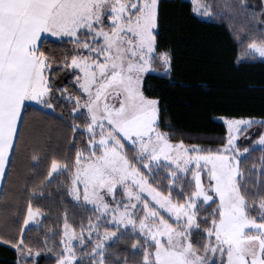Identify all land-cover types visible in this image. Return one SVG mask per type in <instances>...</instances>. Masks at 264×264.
I'll return each instance as SVG.
<instances>
[{
  "label": "snow or ice",
  "instance_id": "1",
  "mask_svg": "<svg viewBox=\"0 0 264 264\" xmlns=\"http://www.w3.org/2000/svg\"><path fill=\"white\" fill-rule=\"evenodd\" d=\"M191 2L198 14H220L206 0ZM225 7L250 24L247 31L259 20L264 37V19H259L264 4L259 16L246 0ZM158 19L159 0H0V177L11 170L19 148L25 105L54 109V101L63 99L75 104L74 118L84 115L87 120L83 127L73 122L68 148L76 145L78 131L87 143L76 147L71 163L67 153L63 161L54 156L42 184L70 173L68 195L98 215L89 217L78 233L65 214L55 264H112L106 259L109 242L129 228L140 237L132 244L134 252L142 249L139 264H264V155L259 165L240 167L257 145L264 152V132L249 147H238L241 129L264 124V118L225 119V142L215 150L186 145L183 139L173 142L174 131H161L159 100L141 87L143 74L157 58ZM49 36L71 43L70 60L67 51L56 61L42 50ZM247 50L264 58V38L252 39ZM158 59L169 67L167 52ZM54 68L76 73L69 83L78 95L57 85ZM41 160L34 151L33 167ZM158 176L166 177L167 184ZM174 192L182 199H174ZM43 215L29 200L21 237L0 236L16 250L17 264L29 259L37 264L42 250L25 243L23 233ZM85 232L91 250L78 253ZM43 243L48 244V234Z\"/></svg>",
  "mask_w": 264,
  "mask_h": 264
},
{
  "label": "trees",
  "instance_id": "2",
  "mask_svg": "<svg viewBox=\"0 0 264 264\" xmlns=\"http://www.w3.org/2000/svg\"><path fill=\"white\" fill-rule=\"evenodd\" d=\"M212 5L214 16L197 14L191 0H159V19L156 42L157 58L153 59V72L145 75L142 90L150 98H158L160 108L159 127L164 131H174L173 142L183 139L186 145L198 144L215 150L225 142L226 128L218 116L240 118H264V60L249 54L247 45L252 39L262 37L259 20L252 21L256 28L247 31L250 24L240 16H233L225 7L234 0H206ZM249 10L259 16L264 0H246ZM264 19V16H259ZM71 43L50 39L44 42L42 50L54 56L56 61L71 58ZM169 55V67L158 59L160 52ZM58 75L57 85L67 86L68 92L78 95L73 84L69 83L76 73H69L54 68ZM57 95H59L57 93ZM74 103L63 99L54 101V109L26 104L21 120L19 148L15 152L10 167L3 178L0 189V236L16 240L21 237L20 225L27 211V203L32 201L34 208H40L44 215L39 223L25 229L23 239L34 250L40 248L37 264H55L60 252V233L65 214L68 223L79 232L86 227L88 218L93 220L94 211L82 207L68 195L70 173L64 172L43 183L51 159L55 156L63 161L65 154L74 157L77 146L87 143L83 132H76V145H68L73 137L71 125L83 127L86 117H73L71 108ZM62 114V115H61ZM171 125V127H169ZM249 129V138L241 139L238 147L243 150L252 145L260 135L263 125L257 124ZM34 151H39L42 160L38 167L31 161ZM264 152L256 147L255 151L240 160V167L250 168L259 165ZM163 171V170H162ZM163 178L167 184V178ZM167 193L168 189H162ZM30 193H35L30 195ZM173 198L182 199L173 193ZM255 199H259L256 196ZM214 206V205H213ZM252 215H257L253 210ZM203 215V213H201ZM106 227L105 224L102 225ZM204 227V225H202ZM54 233V235L50 234ZM48 234V244L43 241ZM140 240L131 231L115 243H109L106 259L112 264H139L142 249L134 252L132 244ZM142 242V241H141ZM195 242V241H194ZM203 241H201V244ZM52 248V252L43 249ZM84 248L90 251L91 244ZM84 252V249L81 250ZM0 264H17V252L10 245L0 240ZM76 264V262L74 263ZM80 264H90L85 260Z\"/></svg>",
  "mask_w": 264,
  "mask_h": 264
},
{
  "label": "rangeland",
  "instance_id": "3",
  "mask_svg": "<svg viewBox=\"0 0 264 264\" xmlns=\"http://www.w3.org/2000/svg\"><path fill=\"white\" fill-rule=\"evenodd\" d=\"M193 7H194V5H193ZM197 14H198V13H197ZM201 14H202V13H201ZM199 15H200V14H199ZM58 39H59V38H58ZM256 57H259V56H256ZM259 58H261V57H259ZM261 59L264 60V58H261ZM164 68H165V67H164ZM153 70H154V69H153V67H152V65H151V67L149 68V70L143 74V79H142L141 87H142V84H143V80H144L145 75H146L147 73H149V72H153ZM38 107H40V106L38 105ZM48 110H51V109H48ZM227 118H232V117L218 116V117L216 118L218 121H221V122L224 124V126H225V128H226V131H227V126H226V124L224 123V120L227 119ZM262 125H263V129H262L261 132H264V124H262ZM251 129H253V128H251ZM160 130H161V131H164V130H162L161 128H160ZM249 133H250V132H249V129H243V128H242V129H241L240 137H239V139H238V142H243V141H241V139H245V137H248V138H249ZM258 137H259V136H258ZM258 137H257L255 140H257ZM248 138H247V139H248ZM247 139H246V140H247ZM255 140H254V141H255ZM256 147H259V146L257 145ZM70 183H71V180H70ZM116 195H117V197H120V196L122 195V191H118V192L116 193ZM72 199H73V198H72ZM81 199H82V196H81ZM174 199H175V198H174ZM73 200H74V199H73ZM74 201H75V200H74ZM75 202H76V201H75ZM89 208L93 210L92 206H89ZM93 211H94V210H93ZM141 214H142V213H141ZM96 215H98V213H96V212L94 211V217H95V218H96ZM40 218H41V217H39L38 220H40ZM94 220H95V219H94ZM35 224H37V223H36V222H30L29 225L25 226V229L28 228L29 226H31V225H35ZM103 224L106 225V222H102V224H101V231L104 230V228L102 227ZM62 229H63V227H62ZM129 230L131 231L130 228H129ZM78 233H79V232H78ZM84 236H85V245H84V246H80V247L78 248V253L81 252L82 249H84V251L87 250V248H84V247L86 246L87 243H90L91 246H92L91 241L88 240V233H87V232L84 233ZM74 243H75V241H74ZM109 243H110V242H109ZM90 249H91V248H90ZM74 263H75V262H74ZM28 264H32L31 259H29Z\"/></svg>",
  "mask_w": 264,
  "mask_h": 264
},
{
  "label": "crops",
  "instance_id": "4",
  "mask_svg": "<svg viewBox=\"0 0 264 264\" xmlns=\"http://www.w3.org/2000/svg\"><path fill=\"white\" fill-rule=\"evenodd\" d=\"M49 38L50 39H58V38H55V37H50L49 36ZM59 40V39H58ZM29 104H31V105H33V106H37L38 107V105H35V104H33V103H29ZM45 110H48V109H45ZM3 178L4 177H0V189H1V186H2V181H3Z\"/></svg>",
  "mask_w": 264,
  "mask_h": 264
}]
</instances>
